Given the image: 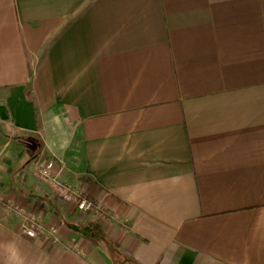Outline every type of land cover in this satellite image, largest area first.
I'll return each mask as SVG.
<instances>
[{
    "label": "crops",
    "instance_id": "crops-1",
    "mask_svg": "<svg viewBox=\"0 0 264 264\" xmlns=\"http://www.w3.org/2000/svg\"><path fill=\"white\" fill-rule=\"evenodd\" d=\"M0 195V264H264V0H0Z\"/></svg>",
    "mask_w": 264,
    "mask_h": 264
},
{
    "label": "built area",
    "instance_id": "built-area-1",
    "mask_svg": "<svg viewBox=\"0 0 264 264\" xmlns=\"http://www.w3.org/2000/svg\"><path fill=\"white\" fill-rule=\"evenodd\" d=\"M36 174L42 182L50 185L60 198L74 203L78 212H96L104 221L109 220L107 210L91 199L86 191L59 179L60 174L53 159H44L39 164ZM0 211L5 214L13 213L20 218L21 231L29 238L46 234L55 237L58 233V225H47L38 214L28 211L25 205H17L13 201L6 200L2 195H0Z\"/></svg>",
    "mask_w": 264,
    "mask_h": 264
},
{
    "label": "trees",
    "instance_id": "trees-1",
    "mask_svg": "<svg viewBox=\"0 0 264 264\" xmlns=\"http://www.w3.org/2000/svg\"><path fill=\"white\" fill-rule=\"evenodd\" d=\"M30 95V94H29Z\"/></svg>",
    "mask_w": 264,
    "mask_h": 264
}]
</instances>
